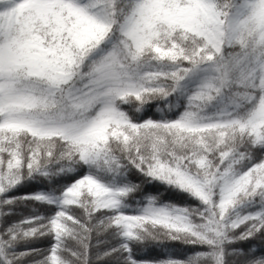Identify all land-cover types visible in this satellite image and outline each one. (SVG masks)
<instances>
[{
    "label": "snow or ice",
    "instance_id": "6c2138e0",
    "mask_svg": "<svg viewBox=\"0 0 264 264\" xmlns=\"http://www.w3.org/2000/svg\"><path fill=\"white\" fill-rule=\"evenodd\" d=\"M0 264H264V0H0Z\"/></svg>",
    "mask_w": 264,
    "mask_h": 264
},
{
    "label": "trees",
    "instance_id": "16d2710c",
    "mask_svg": "<svg viewBox=\"0 0 264 264\" xmlns=\"http://www.w3.org/2000/svg\"><path fill=\"white\" fill-rule=\"evenodd\" d=\"M22 191H24V190H22Z\"/></svg>",
    "mask_w": 264,
    "mask_h": 264
}]
</instances>
